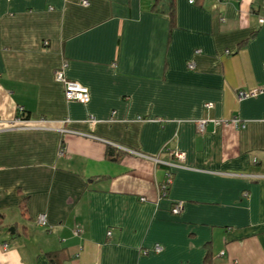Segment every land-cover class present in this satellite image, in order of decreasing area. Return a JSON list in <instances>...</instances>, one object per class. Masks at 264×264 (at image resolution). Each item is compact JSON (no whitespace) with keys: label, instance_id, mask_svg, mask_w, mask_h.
<instances>
[{"label":"crops","instance_id":"1","mask_svg":"<svg viewBox=\"0 0 264 264\" xmlns=\"http://www.w3.org/2000/svg\"><path fill=\"white\" fill-rule=\"evenodd\" d=\"M152 4L0 0V264H264V0Z\"/></svg>","mask_w":264,"mask_h":264},{"label":"built area","instance_id":"2","mask_svg":"<svg viewBox=\"0 0 264 264\" xmlns=\"http://www.w3.org/2000/svg\"><path fill=\"white\" fill-rule=\"evenodd\" d=\"M189 3H192V0H189ZM82 6H87L86 2H82ZM200 51H195L194 54H199ZM225 54H227V52H225ZM65 68V65L63 64L59 69L54 70L53 74H52V78L54 80L55 83H58L61 88H62V92H63V97L64 100L66 102H74V103H78V104H86L89 101V93L88 90L83 87L82 85L76 83V82H72V81H68L65 79L64 74H63V69ZM188 69H193V64L189 63L187 66ZM255 94V92H251L249 94H244V93H239L238 96L240 98H245L248 96H253ZM206 108H209L210 105H205ZM91 122H94L92 119L90 120ZM264 121V118H263ZM68 121H63L62 123L65 124ZM19 121H14L11 123H3L5 130H13V129H17L19 128L21 125L18 124ZM231 123L237 127V128H243L244 125L241 124L237 119H232ZM2 124V123H0ZM204 121H200L197 123V130L198 132H202L204 129ZM217 124V123H215ZM59 156L62 155V149L59 148L58 151ZM176 157L178 159H183V156L181 154H177ZM168 184H170V175L166 176V180L165 183L161 186V190L165 191V189L167 188ZM141 202L144 201V199H140ZM182 208V204L178 203L176 205L173 206V208L171 209V213L174 215H177L180 210ZM35 222L37 225L39 226H45L46 225V218L44 215H39L36 217ZM106 235H110V232L107 231ZM160 248H158L157 246L154 248V251H159Z\"/></svg>","mask_w":264,"mask_h":264},{"label":"trees","instance_id":"3","mask_svg":"<svg viewBox=\"0 0 264 264\" xmlns=\"http://www.w3.org/2000/svg\"><path fill=\"white\" fill-rule=\"evenodd\" d=\"M151 10L160 15H166L170 19L174 16V0H153V4ZM22 119H26L25 117ZM62 149V146L60 145ZM121 157V154L114 153L109 151L106 153V158L110 161H117ZM46 256L48 257L49 261L53 262L56 253H47Z\"/></svg>","mask_w":264,"mask_h":264},{"label":"water","instance_id":"4","mask_svg":"<svg viewBox=\"0 0 264 264\" xmlns=\"http://www.w3.org/2000/svg\"><path fill=\"white\" fill-rule=\"evenodd\" d=\"M10 231L12 232V228L10 229Z\"/></svg>","mask_w":264,"mask_h":264},{"label":"rangeland","instance_id":"5","mask_svg":"<svg viewBox=\"0 0 264 264\" xmlns=\"http://www.w3.org/2000/svg\"><path fill=\"white\" fill-rule=\"evenodd\" d=\"M227 54H229V53L227 52Z\"/></svg>","mask_w":264,"mask_h":264}]
</instances>
